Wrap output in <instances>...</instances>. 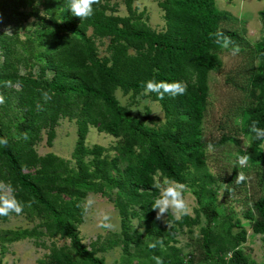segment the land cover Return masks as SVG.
I'll return each mask as SVG.
<instances>
[{
  "label": "trees",
  "instance_id": "trees-1",
  "mask_svg": "<svg viewBox=\"0 0 264 264\" xmlns=\"http://www.w3.org/2000/svg\"><path fill=\"white\" fill-rule=\"evenodd\" d=\"M134 1L124 0L128 13L125 17L115 15L107 0L100 1L93 5L94 15L82 21L72 15L67 7L68 0H65V20L61 27L70 36L55 42L47 52L40 74L51 72L49 81L44 84L16 71L0 72V86L11 81L19 87L16 92L19 108L24 111L30 127L40 124L47 130L48 145L55 137V127L61 116L75 119V175L62 177L70 170L67 161L52 153L40 156L29 138L9 140L0 128V138L8 140L7 147L0 146V180L10 182L14 187L17 200L24 204L22 213L29 215L34 211L46 217L49 220L47 231L52 236L68 239L75 252L89 264H104V260L82 243L78 226L83 216L78 205L89 191L103 192V185L95 180L112 181L110 170L120 173L114 184L125 199V202L120 199L115 203L120 216L123 252L128 254L130 245L139 246L142 241V234L131 229L129 218L134 212H128L129 206L137 207L141 212L148 236L162 238L164 229L151 207L159 195L152 187L153 176L158 171L169 180L185 184L183 170L189 163L198 168L204 166V144L200 136L208 96V74L221 66L211 51L220 47L216 43V34L230 39V51L240 42L236 33L220 30L219 23L225 14L216 10L214 0H160L158 6L165 19L162 32L151 30L142 21L141 14L133 7ZM259 14L264 19V8ZM89 30L91 35L87 34ZM98 39L108 40L103 58L98 56L95 44ZM3 45L7 63L9 48L7 44ZM256 52L260 60L259 72L252 78L251 85L253 94L258 91L257 103L247 110L244 127V133L250 139L253 161L261 159L264 143V140L254 139V134L249 131L254 121L264 128V39L257 44ZM148 80L181 81L187 90L184 95L166 94L163 99L156 93L148 95L160 103L167 129L152 133L138 129L149 140L148 152L139 162L119 172L117 157L106 160L101 158L102 146L94 145L90 149L85 146L88 127L94 126L98 132L114 137L121 136L127 119L114 92L119 88L124 94L142 95L141 85ZM44 92L50 99H45ZM126 137L127 141L132 140L128 134ZM155 138L167 141L175 154H169ZM87 156H92L90 162L85 160ZM207 177L210 176L204 174V178ZM203 209L207 219L215 214L210 206L204 205ZM253 209L257 219L252 230L263 234L264 196L253 204ZM245 216L252 218L251 212ZM8 217H0V221L6 222ZM167 221L180 227L198 225L199 214L196 212L194 218L184 216L177 222L169 212ZM169 231L174 235L176 227L171 226ZM202 232L203 246L209 253L210 246L216 242L209 223ZM39 235L36 229H25L18 240ZM237 237L240 241L245 240L244 232L240 231ZM52 253L54 264H69L66 256L56 250ZM228 263L249 264L238 249L231 253Z\"/></svg>",
  "mask_w": 264,
  "mask_h": 264
},
{
  "label": "rangeland",
  "instance_id": "rangeland-1",
  "mask_svg": "<svg viewBox=\"0 0 264 264\" xmlns=\"http://www.w3.org/2000/svg\"><path fill=\"white\" fill-rule=\"evenodd\" d=\"M159 1L133 2L136 13L141 14L142 21L155 32L165 29L164 12L158 6ZM35 3L36 0H0V72L16 71L45 84L52 76L49 71L43 76L40 74L47 52L55 42L70 35L61 27L65 20V0H40L39 8L34 7ZM214 3L216 10L225 14L219 23L220 30L236 33L240 42L236 44L239 52L235 55L229 46H220L211 51L221 66L208 74V96L200 136L204 144V166L198 168L189 163L183 170L186 181L184 195L191 208L188 216L194 218L197 212L199 224L180 227L171 223V226L176 227L172 235L169 231L171 226L165 223V214L164 219L160 220L164 229L161 245L159 239L147 235L139 209L129 206L128 212H134L129 218L131 229L142 234V241L139 246L130 245L129 253L125 254L122 250L120 216L115 206L118 200L125 202V199L114 184L120 173L110 170L112 181L95 180L103 185V192L89 191L83 199L82 204L88 197L96 203L78 226L82 243L102 258L104 264H155L153 256L161 257L164 264H230L228 259L236 249L241 251L249 264H264V233L256 234L252 230L257 219L253 204L264 196V147H261V159L253 161L249 151L250 139L244 133L246 112L257 103L258 91L253 94L251 80L259 72L260 60L256 46L264 39V19L259 14L264 8V0H214ZM107 4L115 15H128L124 0H107ZM41 10L44 11L43 16L40 15ZM9 28L11 31L5 33ZM87 34L91 35V31ZM3 44L9 48L7 63ZM95 44L99 58L105 57L108 40L98 39ZM18 90L19 87L13 84L0 86V95L5 98V103L0 105V128L5 136L12 141L26 136L38 155L52 153L68 162L70 170L62 177L75 175V119L61 116L55 127V137L48 145L47 130L40 124L30 127L24 111L19 108L16 97ZM114 97L124 108L128 121L122 129V135L114 137L106 132H98L96 127L89 125L85 146L89 149L94 145L102 146L101 158L110 160L117 157L118 170L121 172L126 166L139 162L148 152L149 140L138 129L152 133L164 131L167 127L160 103L148 95L132 96L118 88ZM126 134L132 137L131 141H127ZM155 139L169 154H175L167 141ZM236 154L249 156L247 167L240 168L236 164ZM91 159L92 156L85 158L89 162ZM90 169H93L92 166ZM241 171L248 179L237 184L235 178ZM204 174L210 177L204 178ZM153 179L156 183L162 182L165 177L157 171ZM204 205L210 206L215 212L208 219ZM98 209L110 213L115 225L113 230L96 227L95 212ZM247 212H251V219L246 218ZM48 222L46 217L34 211L29 215L12 213L6 222L0 221L2 264H54V250L66 256L69 264H89L75 252L68 239L52 236L47 231ZM208 223L216 239L209 253L204 249L202 239V230ZM25 229H36L40 235L18 240ZM240 231L245 235L243 241L237 237ZM151 243H156V248H150Z\"/></svg>",
  "mask_w": 264,
  "mask_h": 264
},
{
  "label": "clouds",
  "instance_id": "clouds-1",
  "mask_svg": "<svg viewBox=\"0 0 264 264\" xmlns=\"http://www.w3.org/2000/svg\"><path fill=\"white\" fill-rule=\"evenodd\" d=\"M100 0H68V10L71 11L72 15L80 18L82 21L88 19L94 15L93 5L99 4ZM40 0H36L34 7L39 8ZM43 10H41L40 15L43 16ZM35 20V18H33ZM0 22H2V17H0ZM10 28L5 31V33L10 32ZM217 39L216 43L220 44L222 48H227L231 41L229 38L224 37L222 34H216ZM233 54L239 52V48L236 47L233 50ZM6 86H11V81L7 82ZM141 87L144 89L142 95H149L150 93H156L160 99H163L164 96H178L184 95L186 93V85L181 81L174 82H155L154 80H148L146 83H143ZM43 96L45 99H50L48 93L44 92ZM5 103L4 96L0 95V105ZM239 124V120L237 121ZM249 131L254 134V139L264 140V128L257 126V122H253ZM0 146L7 147L8 140L7 138H0ZM264 147V144L261 145ZM249 163L248 155H239L236 154V164L240 168L247 167ZM248 177L244 172H238V175L235 178L237 184L244 183ZM155 188L159 195L154 199L152 203V210L156 211V219H164L165 214L171 212L173 214L175 221H181L184 216L191 214V208L185 198L186 185L169 180L168 178L163 179L162 182H156L152 185ZM96 201L88 197L82 205H78L82 209V216L87 217ZM30 206V203H29ZM24 209V204L17 200L15 195V189L10 182L0 181V217L10 216L12 213L16 215L22 214ZM95 217L97 220L96 227L104 230H113L115 225L112 223L110 213L104 211L103 209H98L95 212ZM165 223L171 226V222L165 220ZM86 243V241H84ZM161 245L163 240L158 241ZM156 243L149 244L150 248H156ZM152 259L155 261V264H164V260L159 256H153Z\"/></svg>",
  "mask_w": 264,
  "mask_h": 264
}]
</instances>
